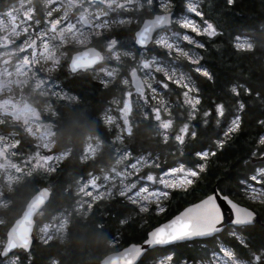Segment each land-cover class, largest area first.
I'll return each mask as SVG.
<instances>
[{
    "label": "trees",
    "instance_id": "16d2710c",
    "mask_svg": "<svg viewBox=\"0 0 264 264\" xmlns=\"http://www.w3.org/2000/svg\"><path fill=\"white\" fill-rule=\"evenodd\" d=\"M171 1L176 15L186 13L188 0ZM197 1L198 10L204 14L203 17L195 16L197 20L214 23L221 34L214 38L205 35L196 37V42L187 46L194 53L192 58L180 54L176 58L159 43L152 49L158 57L178 62L177 66L192 78L199 97L197 111L192 115L188 113L180 102L182 89L175 86L170 92V99L175 103L169 115L173 122L171 130H162L152 116L138 105L132 115L130 132L120 134L114 125L105 121V114H101L108 98L116 94L115 84L102 89L84 77L71 79L70 85L78 92L81 102L61 110L59 131L55 134V150L69 151V155L52 172H34L15 184V188L9 191L12 206L1 210L0 225V234L4 237L8 226L20 216L29 198L40 188L49 187L51 197L37 223L48 222L62 212H70L66 235L63 239L47 241L35 238L30 254L19 252L18 264H98L112 251L131 243H143L151 228L199 201L215 186L231 187L235 201L262 214L261 221L264 222V205L249 200L246 188L251 182V175L264 165V162L251 161V150L258 147L256 141L264 135V125L258 123L264 120V0H235L232 6H227L225 0ZM156 12H160L156 4L128 12V17L134 21H130L127 27L117 26L111 30L118 39H125L127 35L131 37L123 42L120 49L139 52L133 32L143 19ZM173 28L181 30L177 23ZM240 37L248 38L251 45L239 47L236 39ZM122 58L125 61L123 70L130 68L132 59ZM203 72L210 73L211 79ZM118 94L120 96V90ZM217 104L223 107L220 117L216 115ZM208 109H212V115L208 116L205 125L204 113ZM237 118L239 130L230 134L223 148H217L216 140L225 139L223 132ZM184 123H190V129L183 139H176L175 135ZM193 131L196 133L194 139L191 135ZM90 138L100 139L102 149L94 157L86 158L84 147ZM123 148H129L135 155L150 152L156 156L158 165L149 169L157 174L178 163L192 167L197 159L195 151L209 150L215 155L208 157L206 171L195 178L193 184L187 188L171 189L161 213L155 211L154 204L151 209L142 210L122 194L104 197L95 201L87 212L79 213L75 205L80 197L77 190L80 180L100 173ZM18 150L26 151L23 147H18ZM253 233L255 237L249 240L246 248L237 246L236 256L252 261L253 256L259 254L261 264H264V241L259 238L260 229H253ZM220 240L225 245L231 243L226 234ZM203 251L201 244L192 241L179 243L148 250L139 264H149L153 259L158 264L164 255L171 252L182 256L203 254ZM208 255L211 256L210 251Z\"/></svg>",
    "mask_w": 264,
    "mask_h": 264
},
{
    "label": "rangeland",
    "instance_id": "374dc122",
    "mask_svg": "<svg viewBox=\"0 0 264 264\" xmlns=\"http://www.w3.org/2000/svg\"><path fill=\"white\" fill-rule=\"evenodd\" d=\"M109 2L108 7H110L111 2L115 3V0H109ZM45 3L46 5L44 4V10L47 13H52L54 17H58L62 12H67L76 5L80 6V10L77 12L80 16L88 15V11L101 15L106 13L105 6H101L99 3H97L96 6L83 8L82 0H46ZM168 3L169 0H161V2L156 0H126V2L122 5L117 3V8L115 9L113 7L112 11L119 13L122 10L124 14L128 15L130 10L141 9L145 5L152 7L156 4L157 9L160 11L157 14H161V11H167L170 9L169 7H161V5H167ZM189 3L196 6L199 4L197 0H188V4ZM14 7L17 10H21L24 6L18 2ZM20 13L27 14L28 10H21ZM66 16H62L63 20H65L64 17ZM184 16L195 20L201 28L205 26L204 23L197 20L195 15L188 9L186 13L177 15L174 18V21L178 24V26V19ZM117 17L123 16L119 13ZM16 19H18V15L11 12V10L10 12L7 11L5 15H0V38L4 39V41H0V86L6 84L8 80V63L12 58L11 52L15 49L10 48L8 50L10 45L7 43L6 38L13 34L12 25ZM67 20V25H65L66 20L64 21V27L62 28L63 32L64 28L66 30L75 28L76 22L74 21V18L67 16ZM130 21L131 18L128 17V22ZM133 21L134 20L131 22ZM21 22L23 24L22 29L24 30L29 22L25 19H22ZM53 25L55 28H53ZM60 26L61 20L58 18L45 24V46L47 44H51L50 36L59 32ZM180 28L181 30L179 31L172 28L171 30L163 29L158 32L157 42H154L151 45V48L153 49L155 45H157L155 43H158V41H163L159 43V45L166 47V49L172 53V56L178 58L180 54L191 58L194 57V53L188 50L187 46H189L190 43L194 44L196 42V37L199 35L183 29L182 27ZM37 33L42 35V32L37 31ZM79 34L80 32H78V35ZM184 34L191 36L192 39L190 42L184 41ZM127 37L131 39L130 36L127 35ZM119 44L120 41L117 39L110 42V50L107 54L108 58L112 62H120L122 61L123 56L130 57L133 64L130 68H128V74L132 73L133 69L141 71L144 78L147 80L148 89L144 97H136L132 93L130 79L127 77L123 80V83L128 90V98L124 101L120 100L115 103L116 105L108 108L104 117L108 124L116 127L117 133L126 135L130 132L133 125L132 115L138 105L142 106L141 110L149 116H152L162 130L165 132L171 130V128H173V122L169 115L171 108L175 105V103L174 100L171 101L170 99V92L175 86H179L182 89L180 102L183 107L188 109V113L190 112L192 115L195 111H197L198 104H196V100L198 96L193 87L192 78H190L189 74L185 72L183 68L177 66L179 64L178 62L154 56L152 49L150 51H139L138 53L128 51L119 52L117 49L119 48ZM168 44H171L172 47L168 48ZM236 44L241 48H247L251 45V41L246 37H240L236 39ZM169 81H171V84H169ZM194 104L196 105L195 107H193ZM2 106H4L3 99L0 100V108ZM16 106L21 109V106ZM11 110L13 111L14 108H11ZM125 112L129 115L126 120L123 118ZM12 114L15 115L14 113ZM37 115V118L22 117L29 123V126L33 131L34 138L32 140V148L30 150L21 152L16 147L15 142L10 144L8 142L9 137L2 136L0 134V190H2L3 187L5 189H9L10 186H12V182L24 178L27 174L39 171L47 174L50 170H55L58 164L69 155V151H56L54 149L55 136L49 125L43 126V124L40 123L42 116L40 114ZM205 120L207 121L208 117H205ZM182 125L183 126L180 128L179 132L175 135L176 139H183L190 129V123H184ZM11 137L16 138L15 135H11ZM101 149L102 142L100 139H87L84 147V157H94L101 151ZM156 165H158V160L156 156L152 155L150 152L135 155L129 150V148L120 149L116 152L115 160L110 165L102 168L100 173L91 174L87 178L80 180L77 185L80 197L78 202H76L75 209L79 213H85L90 209L91 205L95 201L104 197H110L114 194L124 195L130 201L139 205V208L142 210L151 209V205L154 204L156 206L157 201H159L160 205H162L165 209L168 197L165 198L161 195V192L162 190H166L169 193L171 191V189H165V184L163 183L168 179H171L168 172L171 171L172 176H178L182 174V172H186L191 167L178 163L161 174H157L155 171L149 169L151 166ZM261 167H264V165L258 167V169ZM149 176L152 177V180L148 179ZM5 184L9 186H4ZM253 186L256 188L260 187L256 184ZM248 195H251V193L248 192ZM2 203V198H0V204ZM41 216L42 214L39 215V218ZM69 217L70 212H62L52 220L38 224L34 231V237L44 241L55 238L63 239L66 235ZM4 242L5 238L0 234V252ZM0 260V264H18L20 261V254L19 252H15L6 258H1L0 256ZM237 264H255V261H246L237 257Z\"/></svg>",
    "mask_w": 264,
    "mask_h": 264
},
{
    "label": "flooded vegetation",
    "instance_id": "af4514ba",
    "mask_svg": "<svg viewBox=\"0 0 264 264\" xmlns=\"http://www.w3.org/2000/svg\"><path fill=\"white\" fill-rule=\"evenodd\" d=\"M45 1L0 0V15H5L10 10L18 15V19L12 25L13 34L6 38L10 45L8 50L10 48L15 50L11 52L12 58L8 63L7 83L0 86V100L4 101V106L0 108V134L9 137L10 144L15 142L17 148L23 147L26 151L32 148L34 136L29 123L23 118H37V114H40L42 116L40 123L43 126L49 125L55 136L59 131L58 119L61 117V110L65 107L70 109L81 102L78 92L70 85L71 79L84 77L98 84L102 89H108L115 84L116 94L108 98L101 114H105L108 108L116 105L115 103L120 100L124 101L128 98V90L123 83V80L128 77L127 69L123 70V62L119 66L118 62H112L107 55L112 40L120 41L117 48L119 52L124 51L120 47L123 42L128 41L127 36L126 40H121L111 33L114 27L129 25L127 14L121 10L119 13L123 17H117L119 13L112 11L113 7L117 8V3L122 5L126 0H115V3L111 2L110 7H108L109 0H82L83 8L96 6L99 3L105 6L106 13L101 15L88 11V15L80 16L77 14L80 6L76 5L67 12H62L58 17L44 10ZM18 2L24 6L21 10H28L27 14H21V10L15 9L14 6ZM66 15L74 18L76 23L74 29L64 28L63 32L64 21L66 20L65 25L68 24ZM62 16H66L65 20ZM56 18L61 20L60 31L52 34L51 44L45 46L44 26ZM22 19L29 22L24 30ZM53 28H55L54 25ZM37 31L42 32V35ZM78 32H80L79 35ZM2 40L4 41L0 38V41ZM91 48L101 52L104 55V61L91 69L72 70L73 56ZM16 105L21 106V109ZM11 108L14 110L12 111ZM11 135H15L16 138H12ZM11 185L9 189L3 187L0 190V198L3 202L0 204V225L1 210L12 206L9 191H12L16 185L13 182ZM4 236L6 240V232Z\"/></svg>",
    "mask_w": 264,
    "mask_h": 264
},
{
    "label": "snow or ice",
    "instance_id": "6c2138e0",
    "mask_svg": "<svg viewBox=\"0 0 264 264\" xmlns=\"http://www.w3.org/2000/svg\"><path fill=\"white\" fill-rule=\"evenodd\" d=\"M225 3L227 6H232L235 0H225ZM161 7H169L171 9L172 4L169 0L167 5H161ZM187 9L195 16L203 17L204 15L202 11L198 10L196 5L191 3L187 5ZM158 20L167 23L168 17L161 16ZM178 22L180 27L197 35L214 38L221 34L214 23L207 20H205L203 28L195 20L186 16L179 18ZM183 39L186 42H190L192 38L188 34H184ZM161 42L163 41H158V43ZM138 43L144 45L147 41L140 39ZM167 47L171 48L172 45L168 44ZM189 59L191 62V58ZM202 74L211 79L210 73L203 72ZM198 103L199 97L196 100V104ZM195 106L194 104L193 107ZM211 115L212 109H208L204 113L205 117ZM216 115L218 117L223 115L221 104L216 105ZM203 123L206 125L207 121L205 120ZM258 123L264 125V120H259ZM239 128L238 118L232 120L227 130L223 132L225 139H217L215 142L216 147L223 148L226 139L229 138L230 134L237 132ZM191 135L194 139L196 133L193 131ZM256 144L258 147L251 150V155L253 157L259 155L264 158V135L259 136ZM194 155L197 158L196 163L186 172H182L178 176H172V172H168L171 179L163 182L165 189L187 188L193 184L195 178L200 177L206 171V161L210 155H215V152H210L209 150L195 151ZM148 179L152 180V177L149 176ZM250 181L247 184V190L251 193L248 197L249 200L258 201L259 204L264 205V167L257 169L255 174L251 175ZM254 184L260 187L256 188L253 186ZM161 195L167 198L169 192L162 190ZM155 210L157 213L164 211L159 201H157ZM261 215L255 209L241 206V204L235 202V193L231 187H215L211 189L210 193H206L202 199H199L198 202L185 207L183 211L167 222L151 228L147 232L142 245L128 249V255L131 257L129 264H134V262L139 264L141 257L146 251L144 246H147V248L169 246L177 241H192L195 244H201L204 246L203 254L181 256L171 252L164 255L158 261V264H237V246L241 248L248 246L249 240L255 237L253 229H260L259 238L264 241V222L261 221ZM225 234L231 241L228 245H225L220 240V237L225 236ZM209 251L211 256L208 255ZM253 260L255 264H261V256L259 254L254 255ZM149 264H157V262L153 259Z\"/></svg>",
    "mask_w": 264,
    "mask_h": 264
},
{
    "label": "water",
    "instance_id": "95a60500",
    "mask_svg": "<svg viewBox=\"0 0 264 264\" xmlns=\"http://www.w3.org/2000/svg\"><path fill=\"white\" fill-rule=\"evenodd\" d=\"M161 16H167L168 22L164 23L162 21H159L158 18ZM172 19H173V12H164L161 14H155L150 18L144 19L140 24L139 28L134 32L135 44L139 47L146 48L152 42V39L157 31L172 25L173 23ZM140 39L146 40L147 43L144 45L139 44L138 41ZM102 61H103V55L94 48H91L75 54L71 61V68L72 70H79V69L86 70L88 68L95 67L96 65L100 64ZM131 85L136 94L143 95L145 93V83L137 70L131 74ZM251 161L255 163L264 162V158H261L260 156H255V157H251ZM50 197H51V189L49 187L40 188L36 193H34L30 197L21 215L12 223V225L9 227L7 231L6 234L7 240L1 252L2 257L5 258L16 250H24L26 252H29L31 250L34 240L33 234L36 228V217L43 210L44 206L48 203ZM241 206H245V205L241 204ZM183 209L181 211H183ZM184 242L186 241H177L174 242L173 245ZM142 244L143 243H131L119 250L112 251L107 255H105L98 262V264H129L131 257L128 255V249L132 247H138ZM169 246H156L154 248H147V246L144 247L146 248L145 251L146 253L148 250H153L156 248H166ZM144 255L141 257V259L144 257Z\"/></svg>",
    "mask_w": 264,
    "mask_h": 264
}]
</instances>
